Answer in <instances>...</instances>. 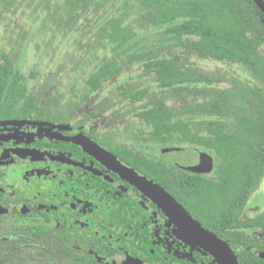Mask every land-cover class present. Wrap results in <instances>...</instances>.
Wrapping results in <instances>:
<instances>
[{"label": "trees", "instance_id": "1", "mask_svg": "<svg viewBox=\"0 0 264 264\" xmlns=\"http://www.w3.org/2000/svg\"><path fill=\"white\" fill-rule=\"evenodd\" d=\"M18 1L0 0V14L8 16L16 13L17 4L21 3ZM33 2L36 3L35 9H40L44 14V20H52L69 29H78L79 24L78 27L83 30V39L89 34L86 47L90 48L81 55V60L85 55H90L97 62L81 76L88 94L99 92L106 83L115 81L122 74L125 54L130 61L143 63L144 74H151L158 87L172 91L176 98L172 109L159 96H152L142 102L151 95L147 89L135 83H120L114 87L119 102L139 104L132 117L149 127V136L158 147L184 143L207 150L215 156V167L226 169L227 179L236 177L241 169L242 214L234 225L239 233L236 237L228 234L226 238L238 249L242 264H264V258L257 255L259 251H264V235L261 241L258 237L245 234L254 230H262L264 234V224L259 219L252 223L251 219L258 217L244 213L248 191L258 186L260 169L264 166V157H254L255 142L264 145V62L259 60L258 52L264 44V13L254 1ZM170 23L176 24L166 29L171 34L169 40L177 43L185 40L186 49L198 58L243 64L252 74L260 76V84L252 85L240 78H233L232 86L215 90L210 86L202 88L199 84L208 83V79L199 71V67L186 62L182 52L164 56L159 54V48L147 51L145 47L137 48L133 39L139 27L157 28ZM93 48L96 52L111 48L112 52L110 55L99 56L93 53ZM131 48H135V51L130 52ZM138 50L141 51L138 53ZM24 81V74L15 67L8 54L1 50L0 109L13 107L17 109L18 116L33 114L37 119L46 117L70 121L69 115L61 114L54 108L56 106L53 103L59 102V94L50 93L43 105L38 104L39 94L30 92ZM109 148L133 167H169L163 159L145 156L123 143L109 145Z\"/></svg>", "mask_w": 264, "mask_h": 264}, {"label": "flooded vegetation", "instance_id": "2", "mask_svg": "<svg viewBox=\"0 0 264 264\" xmlns=\"http://www.w3.org/2000/svg\"><path fill=\"white\" fill-rule=\"evenodd\" d=\"M82 136L168 192L242 264L226 238L239 233L241 169L227 179L199 147L186 165L164 159L169 167H133L82 123L18 116L13 107L0 109V264H219L179 238L183 221L153 191L86 150ZM23 149L43 154L16 152Z\"/></svg>", "mask_w": 264, "mask_h": 264}, {"label": "rangeland", "instance_id": "3", "mask_svg": "<svg viewBox=\"0 0 264 264\" xmlns=\"http://www.w3.org/2000/svg\"><path fill=\"white\" fill-rule=\"evenodd\" d=\"M20 1L16 13L8 16L0 14V51L4 50L15 63V67L24 74V83L30 92L39 94L38 104L43 105L50 93L59 94V102L53 103L50 99L56 106L54 108L61 114L69 115L70 123H82L87 130L96 132L104 143L108 145L123 143L145 156L163 160L173 159L182 165L193 162L194 149L197 147L176 143L178 145L172 144L167 147L169 150L161 153L162 147H158L149 136V127L132 117L139 104L119 102L117 92L114 90L115 85L135 83L147 89L151 95L142 102L152 96H159L173 109V102L176 99L173 92L162 90L151 74H144L143 63L132 62L124 54L122 74L115 81L106 83L99 92L88 94L81 76L97 62V59L90 55H85L81 60V55L85 51L87 53L90 48L86 47L89 34L83 39V30L78 27L79 24L78 29L75 27L69 29L52 20H44V14L40 9H35L36 3L33 0L18 2ZM175 24L170 23L157 28L139 27L133 41L137 48L145 47V51L159 48V54L164 56L182 52L186 62L199 67V71L208 79V83L199 84L202 88L210 86L215 90L223 86H232L233 78H240L252 85L260 84V76L252 74L243 64L198 58L186 49L185 40L180 43L169 40L171 34L167 33L166 29ZM93 50V53H98L99 56L110 55L112 52L111 48L97 52L95 48ZM132 51H135V48H131L130 52ZM139 51L141 50H138V53ZM258 52L259 60L264 62V44ZM254 148L256 150L254 157L263 158L264 145L260 146L255 142ZM259 174L264 176V166H261ZM259 183L258 187L248 191L244 209L247 215L258 217L251 219L252 223L259 219L258 221L264 224V177ZM245 234L258 237L261 241L264 235L262 230L247 231ZM247 244L250 243L245 245Z\"/></svg>", "mask_w": 264, "mask_h": 264}, {"label": "water", "instance_id": "4", "mask_svg": "<svg viewBox=\"0 0 264 264\" xmlns=\"http://www.w3.org/2000/svg\"><path fill=\"white\" fill-rule=\"evenodd\" d=\"M253 1L264 13V1ZM78 141L83 145V147H85L86 150L94 154L105 165L125 171L132 176V181L140 188L153 191L154 194L159 197L165 211L170 216H173V219L175 217L178 218V220L180 218L183 221L180 225V229L178 227L176 234L185 243L193 247L200 245L212 254L219 264H240L228 242L202 227L201 224L193 219L186 209L173 197H171L168 192L152 181L146 179L145 176H139L132 167L123 165L114 154L102 148L96 142L91 141L89 138L82 136V138L78 139ZM167 150H169L167 147L162 148V152H166ZM16 152L21 156H24V154H30L33 158H40L43 154L32 149H23ZM258 255L264 258L263 252H259Z\"/></svg>", "mask_w": 264, "mask_h": 264}]
</instances>
